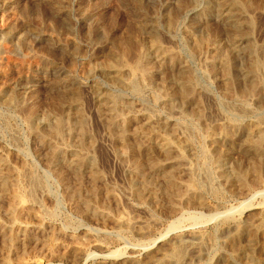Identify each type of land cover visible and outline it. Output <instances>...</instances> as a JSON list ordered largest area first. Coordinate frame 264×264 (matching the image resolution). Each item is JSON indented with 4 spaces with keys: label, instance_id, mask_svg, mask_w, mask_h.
<instances>
[{
    "label": "rangeland",
    "instance_id": "rangeland-1",
    "mask_svg": "<svg viewBox=\"0 0 264 264\" xmlns=\"http://www.w3.org/2000/svg\"><path fill=\"white\" fill-rule=\"evenodd\" d=\"M2 34H5L4 39L7 35L11 43L8 51L0 47V62L10 57L18 59L28 56L35 63L27 69L20 67L7 73L0 71V151L7 154L15 166H33L46 181L50 196L43 200L47 206L46 212L43 207L32 206L30 200L27 201L29 206L20 209L17 219L20 218L24 224L19 222L23 225L29 224L24 233L15 231L11 237L0 233V262L8 258V264H133L129 259L112 254L113 251L122 250L125 256L134 251L137 260L146 259L147 264H151L158 258L160 248L169 247L172 240H185L196 230H202L205 239L201 264H223L224 258V264H227V258H234L236 264L240 261V264H264V225L261 224L264 223V181L241 188L223 181L216 165L214 167L210 163L223 152L226 168L230 172L234 173L240 166L249 169L257 166L263 176L261 180H264V147L255 152L244 137L246 123L251 124L262 118L263 125L264 102L251 104L247 108L239 101L242 94L246 97L256 77L264 80V0H0V42ZM201 38H212L208 43H203L202 52L196 49V43ZM155 39H158V44H154ZM232 40L237 43L234 50L233 47L230 49ZM145 43L150 50L158 47L162 55L167 54L168 61L164 66L156 64L151 80L141 77L142 86L139 89L128 84L130 75L124 66L121 67L125 71L122 73L123 80L105 63H120L121 51L126 45L137 49ZM219 46L225 48L228 54L229 73L225 75L220 69L216 76L208 68L210 52L207 50L215 47L213 52ZM188 73L195 78L198 96L174 94L175 91L184 90ZM227 86L232 93H226ZM76 96H81L79 107L75 106L73 100ZM5 97L19 98L26 107L35 106L38 119L42 121L54 120L60 112L68 109L72 110L74 120L85 119L84 137H48V140L58 145L61 143L60 146L64 145L62 147L67 150L77 148V139H82L84 143L87 137L91 141L92 164L100 174L95 183L100 191L97 186L94 194L88 192L95 183L89 184L92 180L87 173L79 176L78 181L63 168L65 173L69 172L67 178L69 181L72 179L70 183L74 182L75 187H80L82 197L90 200V205L93 203L90 212L84 213L86 210L83 208L81 210L84 211H77L64 201L62 188L47 165L50 148L40 144L42 137H29L26 134L18 121L20 114L16 105L8 103ZM98 99L104 104L107 102L102 104L104 108L99 110L100 113L94 104ZM111 99L116 101L120 111L118 118L122 121L118 126L110 120L112 112L108 105ZM201 106L204 107V116L199 119L192 112ZM148 113L156 121L153 126L145 123ZM228 119L237 123L236 137L229 142L228 149L211 150V143L202 139L199 131H206L208 127L207 131L219 133ZM104 122L109 126H105ZM15 124L19 127L15 128ZM151 127L157 128L154 131ZM121 135L128 138L127 143L134 149V158L147 162L158 157L167 163L160 168L147 169V181L163 185L166 183L165 175L174 176L178 182L188 181L190 176H195L197 182L205 183L201 196L197 195L202 200L194 197L190 201H180V198L164 195L161 190L155 191L149 186V189L141 190L143 194H132L128 181L131 176H135V180L140 176L124 169L125 160L130 161L132 156L122 157L118 139ZM188 135H191L189 138L192 142L187 139ZM161 136L166 137L175 148L167 157L157 149L148 147L153 142L157 144L163 138ZM189 143L193 145L192 149L187 148ZM209 149L212 158L206 159L204 152ZM178 150L186 156L184 162L177 157ZM190 167L194 168L193 174ZM140 195L144 197L140 198ZM247 200L251 206L245 208L242 204L241 207V203ZM5 201L6 197L0 195V203L4 202L7 206ZM5 206L1 205L0 217L6 220ZM26 207H29V213ZM47 212L53 215L49 216ZM191 214H201L203 218L192 221ZM175 219L181 221L179 226L172 227V230L169 228L164 238L145 249ZM236 221L242 224L241 235L231 239L224 228ZM143 230H148L147 234H143ZM10 238L13 242H10ZM74 241H96L103 246L102 249L93 248L94 255L87 256L88 259L86 254L80 253H69L66 259L61 258L70 247L72 250ZM184 251L183 256L193 252L187 248ZM252 259H255L254 262Z\"/></svg>",
    "mask_w": 264,
    "mask_h": 264
},
{
    "label": "bare ground",
    "instance_id": "bare-ground-1",
    "mask_svg": "<svg viewBox=\"0 0 264 264\" xmlns=\"http://www.w3.org/2000/svg\"><path fill=\"white\" fill-rule=\"evenodd\" d=\"M5 34H7V33H5ZM5 34H2V41L0 42V47H2L3 50L8 51L10 49L9 43H11V41H10L9 37H7V35L5 36L6 39H4V35ZM211 39H206L205 38V39L200 40L198 43H196L197 44L196 45V49L197 48H198V50L201 49V52H202V50H203V48H202L203 47L202 46L203 43L204 42L208 43L207 41L208 40L210 41ZM157 40L158 39H155L154 44L155 43L158 44L159 41H157ZM213 40H216V41L219 42V40H217L215 38H213ZM154 44L152 43V45H154ZM212 44H214V43H212ZM149 45H151V44H149ZM204 45L207 46V44H204ZM236 46H237V43L235 42V40H232V43L230 44V49L233 47V50H234L236 48ZM221 47L222 46L217 47L213 52H212V50L214 48L207 50L208 52H210V57L208 55V59H207L208 68H209L210 72L213 73V75H216V76H217V74H219V70L220 69L222 70V71L220 70L221 72H224V74L226 73L225 75H227L229 73V71L227 73V69L229 70V68H228V64H229V61L228 60L229 59H227L228 58V54L226 53L225 48L223 49ZM149 48H150V46H149ZM149 48L147 47L146 43L145 44H142L140 46V48H137V49L136 48H133V46H127L126 45L122 49V51H121L122 52V58H121L122 60L120 61V63H118V62L117 63L107 62V63H105V66H107V68L114 69L115 74H117V77L118 78H123V80H124V77H123L122 73L125 72V71L126 72L128 71L127 74L130 75V76L127 79L129 81V83L128 82L127 83L130 84L131 87L139 88V87L142 86L141 85V81H140V78L141 77H144V78H146L148 80H151V76H152L151 74L153 73L154 67L156 68V66H157L156 64H159L160 66H164L165 63L168 61L167 54L166 55H162V52L158 49V47L155 50H150ZM207 48H205L204 50H206ZM164 49H166V48H164ZM166 51H167V49H166ZM169 54H171V53L169 52ZM204 56H206V54ZM28 58H29L28 56H23L22 58L19 57L18 59L17 58H13V57H10V58H7V59H2L1 62H0V71L3 72V73H7L8 71L13 70L14 68H20L21 67L22 69H27V68L31 67V64L35 63L34 60H30ZM172 58L174 59L175 57L172 55ZM254 63H256V62H254ZM154 64H155V66H154ZM262 65H263V63H262ZM123 66L125 68V69L123 68L125 71H123V69L121 68ZM253 68L255 69L256 66L253 67ZM259 74H260V72H259ZM261 75L262 74H260L259 76H261ZM186 76H187V79H186V81L184 83V86H183L184 87V90L181 89L182 90L181 92H180V90L179 91H175L174 94H177L178 95V94H181L182 93V94H192V95H197L198 96L199 93H198L197 88H196V82H195L194 76L191 73H188ZM229 77H230V75H229ZM254 77H256V76H254ZM142 80L144 81L143 78H142ZM229 84H228V86H229ZM229 87L226 89V93L227 92L232 93V90ZM27 94H29V93H27ZM32 95H34V94L32 93ZM94 95H95V93H94ZM224 95H226V94H224ZM237 95L235 97H237ZM77 96L73 100H74V103L76 104V105L75 104L74 105L77 106V107H79V105L81 106V103H80L81 101H79L80 100L79 98L81 96L78 97V98H77ZM226 96L228 97V95H226ZM243 96H244V94H242V97L239 98L240 99L239 101H240V103L243 106H245V107L247 106V108L251 107V104L254 105V104H259L260 102H264V80L262 79V77H256V79L254 80L253 84L248 89V91H247V93L245 95L246 97H243ZM6 97H7V95H6ZM6 97H5V99H6V101L8 103H11V104L14 103L16 105V109L18 110V113L21 115V117L19 115L20 120H18V121H20L22 123V125H23V127L25 129L26 134L29 137H42L41 139H39L40 144L43 145V146L44 145H47L50 148V151H49V154H48L49 155V159L46 160L48 163L47 162L46 163H47V165H49L48 167H50L51 170L53 171V173L55 174V176H56V183L62 188V198L64 199V201H66L69 205L72 206V208H75L77 211H80L81 208H83L84 210H86L84 213H86L87 211L90 212L91 205L93 203L90 205V203H91V202L89 203L90 200H88L85 196H84V198L82 197V193L80 191V187H75V185H73L74 182H73V184L70 183V181H72V179L70 178L71 180L69 181V179L67 178L68 177L67 176V173L69 175V172H70L73 176L76 177V180H78V177L79 176H82L84 173H87L88 178H91V180H92L91 183L89 182L90 185H92L93 183H95L96 180L98 182V177H99L100 174H99L98 171H96V168L93 167L94 164H92V161H93L92 151H93V149H92V145L90 143L91 141L89 142V139H87V137H85V140L83 139L84 140V143H82V139H79V140L77 139V140H75V141H77V143H76L77 148L75 147L74 149L71 148V149L67 150L66 148L62 147L64 145L60 146L61 143H59V145H58L57 143L51 142V140L50 141L48 140V137H59V138L60 137H63V138L64 137H75V138L76 137L77 138L84 137L85 136V133H86V131H84V126H86L85 125V119H82L83 117H81L80 119H77V120L75 119L74 120L73 118H75V117H73L72 114H71V111L72 110L68 109V110H63L62 112H60V114L58 115V117H56V119H54V120H52V119L46 120L45 119L44 121H42V119L41 120L38 119L39 118L38 117V111H37V108L35 106H32V105L29 106L28 105V107H26L23 104L24 102L22 103L21 99H19V98H16V97H8V98H6ZM172 98H174V96ZM172 98H170L169 100H172ZM231 99H233V98H231ZM94 104H95V108L99 112V110H101V109L104 108V107H101L102 104L105 105V104H107V102L104 104V102H102V101H100L98 99V100H95ZM108 106L110 108V111L112 112V114L110 115V120H111L112 124H115V125L118 126V124H120V121H122V120H120V118H118L120 116L119 115L120 114L119 113L120 111H119V109L117 107L116 101L113 100V99L109 100V105ZM131 107L132 106H128V108H131ZM203 108L201 106V108L199 107L198 109L194 110L192 112L193 115L195 117L201 119L204 116L203 113H202ZM120 110H121V108H120ZM122 112H124V111H122ZM132 112H134V110ZM142 114H144V113H142ZM13 116H15V115H13ZM82 116H83V114H82ZM108 116L109 115H107V117ZM152 116L150 114L149 115H146L145 116V119H144L146 121L145 123H148L149 126L155 125V122H156ZM98 117H100V116H98ZM103 117H104V115H103ZM107 119L108 118H106V120ZM101 121H102V119H101ZM227 121L228 122H227L226 126L223 127L224 126L223 125L220 128V132L219 133H216V132L215 133L214 132L212 133V132L207 131L208 130V127H207V130L206 131L205 130L203 131V129H201V131H199L200 132L199 133L200 137L202 139H204V140H206V141H208V142L211 143V145H212L211 150L212 149H221V151L225 150L227 148V145L229 144V142L231 140H233V137H236L235 136V133L237 132V129H238L237 123L234 120H232V119H228ZM107 122H108V120H107ZM107 122L106 123L104 122V125L107 124ZM18 124H15V126H16L15 128H18L19 127ZM8 125H9V123H8ZM263 125H264V123H263ZM263 125H262V118H259L258 120H255V122H253L251 124H247L246 123L244 125V133H245V136L244 137H246V139H247L246 142L248 141V144L251 146V148H253V150L255 152H258V151L262 150V148L264 147L263 146L264 145V126ZM105 126H109V125H105ZM141 128L142 127H140V129ZM156 128H154V129L152 128V129L155 131ZM172 129H174V128H172ZM119 130H122V129H119ZM108 131H110V130H108ZM131 132H133V131H131ZM169 135H168V137H170ZM121 136L122 137H118V139L120 141L119 143L121 144V146L119 147V150L121 151L120 153L123 155V156L122 155L121 156L122 157H125V156L127 157L129 155L132 156V152H134L132 150H134V149L131 148V146H130L131 144L129 145L127 143L128 142V138L127 137H124L123 135H121ZM45 137H47V138H45ZM161 137H163V136H161ZM186 137H187V139L189 141L192 140V139H190L191 138V135H188ZM60 139H62V138H60ZM75 141H74V143H75ZM136 141L137 140H135V142ZM58 142H60V141H58ZM71 142H72V140H71ZM169 142L170 141H168V139L166 137L165 138L163 137V138H161L160 141H158L157 144L155 142H153L151 145H148V144L147 145L151 149H154V148L157 149V151H159L162 155H164V156L167 157L168 155H170V152L175 151L174 150L175 148L173 147V145L170 144L171 142L170 143ZM190 142H192V141H190ZM129 143H131V142L129 141ZM183 143H184V141H183ZM138 144H137V147H138ZM141 144L144 145V143H142V142H141ZM153 144H154V146H152ZM178 145H179V143H178ZM180 146H182V145H180ZM187 148L188 149H192L193 148V145H191V143H189V145L187 146ZM184 150H185V148H184ZM222 153L220 155H218L217 158H214V160L212 159L214 162H210V163L214 164V167L216 165L215 168L217 170V173L220 174V176L224 178L223 181L226 180L225 182H227L229 184H232V185L237 184V185L241 186V188L247 187V186H251L252 184H254L256 182H259V181H264V180H261L263 178V176H261V172H259V168L257 166H254L253 168L251 167V169H253V170H251V169H249L247 167L244 168V167H241L240 166L239 169L236 170L237 172L236 171L234 173H232L233 171L230 172L226 168L224 154H222ZM204 154H205V158L206 159H209V157L212 158V156H210L211 155L210 149L209 150H205ZM177 157L179 158V160H182L183 159V162H184V160H186L185 159L186 156H184V153L181 150H178ZM257 157L259 158V156H257ZM157 158H152L151 160L148 159L147 162L146 161H143V160L141 161L138 158H134L133 156L130 159V161L125 158L126 160H125V163H124V167H125L124 169H126V171H128L132 175L135 174L138 177L140 176L139 179L136 178L137 180L134 179L135 176L134 177L131 176L130 180L128 181V189H129V191L132 192V194L138 196L140 193L143 194V192H142L143 191V188H146L147 189L148 188L147 186H149V187H151L153 189L155 188V191H156V189L158 191L161 190L164 193V195H168V196H170L172 198H176L177 197V199L180 198V201H184V202L186 200L190 201L194 197H197V199H198L199 194L201 193L202 190H204L205 183L204 184H201V183L197 182V180L194 179L195 176L194 177L193 176H190L191 179H189L188 181H185V182H182L181 181L182 182L181 183V182H178L174 178V176H172V175L171 176L170 175L169 176L165 175L167 178L165 180L166 183L163 184V185L162 184L155 183V182L152 183V181L150 182L149 180L147 181L148 177L145 176V173H146V170L147 169L160 168L163 165L167 164V163H163L161 161L162 158H160V159H157ZM251 161H253V160H251ZM177 162L179 163V161H177ZM25 164H26V162H25ZM193 165H191V166L193 167ZM63 168H66L69 172L65 173L63 171ZM186 168L188 169L189 167L187 166ZM190 169H191V171H190L191 174H193L194 173V168H191L190 167ZM80 186H81V184H80ZM97 186H96V183H95V185L93 184V186L91 188V191H90V189H88L89 190L88 192H91L92 194H94L96 192ZM255 186H256V184H255ZM109 188H111V187H109ZM248 188H250V187H248ZM100 190L101 189L99 187V191ZM105 191H107V189H105ZM215 191L219 192V190H217V189ZM0 195H4L6 197L5 203L7 202V206H5L6 204H3L4 203L3 202L2 204L0 203V208H1V205L2 206H5V209L4 210H6L5 213L8 216L6 220H5V218L2 219L0 217V233H2V235H5V236H6V234H8L11 237V235H13L15 231L16 232L17 231H21V232L23 231L22 233H24L28 229V225L29 224L27 226L26 225H23L24 223L21 220H19L20 218L17 219V217H18L17 214H20V213H18V212H20V209L21 208H25L24 206H29L27 204V201L30 200L32 206L43 207V210H45V212H46L47 208H45V207H47V206L44 205L43 200H45V198L47 196H50V192H49L48 185H47L46 181L41 176H39L36 173V169H34L33 166H25V165H22V166H19V167L18 166H15L14 164H12L10 162L9 156H7V154H5L2 151H0ZM94 196H95V198L98 197V196H96V194ZM141 196L142 195H140V198H141ZM200 196H201V194H200ZM25 197H27L29 199H26ZM142 197H144V196H142ZM167 199H168V197H167ZM171 199H170V201L173 200V199L172 200ZM200 200H202V199H200ZM91 201H92V199H91ZM242 204L245 205V208L249 207L248 205H250L248 200L242 202L241 203V207L243 206ZM26 208H27L26 209L27 210L26 212L29 213V209H28L29 207H26ZM31 208L32 207H30V209ZM245 208L243 210H245ZM48 209H50V208L48 207ZM84 210H81V211H84ZM174 210H176V209H174ZM30 211H32V210H30ZM48 212H47V215H49V216L50 215L51 216L53 215V214H50V213L48 214ZM50 212H52L51 209H50ZM93 212H94V210H93ZM52 213H54V212H52ZM194 214L193 215L191 214V219H193L192 221H194V220L195 221L196 220L197 221L202 220L201 218H203V217L201 216V214L200 215H194ZM0 216H1V214H0ZM19 221H21L23 224L21 222H19ZM171 222H172V224L170 223L171 225L169 227H167L168 229L166 228V230H165L164 233H161V235L159 237L154 238L153 240H151L150 243L147 246H145V249L146 248H149V247H152L151 245L157 244L162 238H164V236H166V235H164V234H166V232L168 234L169 228H171V230H172L173 229L172 227L177 226L178 224H180L181 221H178V220L175 219L174 221H171ZM261 224L264 225L263 222ZM241 225L242 224L240 222H237L236 221L234 223L225 225L224 230L227 231V233H229V236H231V239H236V238H238L241 235V229H242L241 228ZM129 227L130 228H133L130 225H129ZM145 229H147V228H145ZM147 232H148V230H145L143 232V234H147ZM252 232H254V231H252ZM256 232H257V230H256ZM204 239H205V235L202 232V230H196L192 235H190L189 238H187V239L185 238V240L184 239L183 240L182 239H179V240H176L174 242H172L173 241L172 240L171 243L169 244V247L160 248L158 250V254H159L158 258H156L155 259L156 261L154 263L152 262L151 264H201L200 261L202 260L203 254H204L203 253V250H204L203 249V247H204V245H203L204 242L203 241H204ZM8 242H9V240H8ZM10 242H13V240L11 239ZM10 245H12V244H10ZM102 246H103V244L101 242L98 243L96 241H83V242H77V243L75 242V245L72 248V250H71V247H70V250L71 251L70 250H67L66 253L64 252V254L61 256V258L66 259V257L69 255V253H80L81 255H85L86 254V258H87V256L89 257V256L94 255L93 254V251H92L93 248H95V249L101 248L102 249ZM254 246L255 245L253 244V247ZM186 248L187 249H191L193 252H192V254L183 256V253L186 252V251H184ZM242 249H244V248H242ZM253 249L254 248H252V250ZM133 252L134 251H132V253L130 255L125 256V251L116 250V251H113L112 254L114 256H116V257L118 256V257H123V258L129 259V260L132 261L133 264H147L148 263V262H146L147 261L146 259H145V261H144V259L137 260V257L138 256L137 255H134L135 252L134 253ZM243 252H244V250H243ZM246 252H248V251H246ZM251 256H254V254L251 255ZM151 258H152V256H151ZM235 259H236V257H235ZM245 259H244V262H246ZM254 260H253V262H254ZM235 261H234V258H227L226 263L227 264H236ZM251 261H249V262H251ZM1 262H2V264H8L7 262L10 263V261H8V258L2 259ZM224 263H225V258H224ZM240 263H241V261H240Z\"/></svg>",
    "mask_w": 264,
    "mask_h": 264
}]
</instances>
